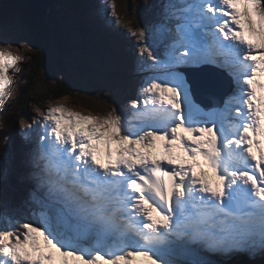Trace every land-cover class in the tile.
<instances>
[{"label":"snow or ice","instance_id":"snow-or-ice-1","mask_svg":"<svg viewBox=\"0 0 264 264\" xmlns=\"http://www.w3.org/2000/svg\"><path fill=\"white\" fill-rule=\"evenodd\" d=\"M109 7L140 41L139 66L151 73L142 99L87 115L57 103L21 130H42L31 156L35 218L0 212V264H232L264 254V0H171L156 26L162 51ZM23 60L0 46V111ZM201 63L231 78L207 110L176 71Z\"/></svg>","mask_w":264,"mask_h":264},{"label":"rangeland","instance_id":"rangeland-1","mask_svg":"<svg viewBox=\"0 0 264 264\" xmlns=\"http://www.w3.org/2000/svg\"><path fill=\"white\" fill-rule=\"evenodd\" d=\"M81 2V13L80 11H70L67 3H59L55 8L58 10L56 14L59 31L56 33V39H58L57 46L60 52L58 50L53 51V47L52 51L55 60H57L59 53L61 54L64 64L70 66V71L74 73L72 74L73 78H77L79 75L77 66L88 67L90 72L87 76L91 78L93 83H97L99 90H93L90 85H86L81 80L79 81L81 87L76 94L72 96L65 95L52 100L50 96L57 84L54 77L58 75V78L60 77V72L55 65L57 62H53L48 66V73L36 74L37 78L31 87V97L28 103L29 117L18 119L13 136L12 144H14V147H10L3 155L5 170L1 175L2 181L0 183V212L6 214V219L10 216L24 222L35 218L30 198L33 187L32 171L29 170L28 176H24L29 179L30 187H28V190L22 189L24 190L22 191L23 194L13 197L10 189H7L6 172L8 168L12 163L15 167V159L19 157V150L35 137L34 133L40 134L42 131L37 128L33 136L30 137V134L26 135L21 131L23 128L32 124L36 116L41 115L40 117H42L47 108L57 103L87 115L89 113L103 114L113 107L119 108L127 105L132 98L142 99V97H139V89L147 76L151 75L139 66L138 45L140 41L132 37L123 26H117L109 16L111 11L109 3L112 0H81ZM114 2L118 13L126 14L132 18L135 24L147 30V43L149 46L162 51L159 38L163 36L156 31V26L163 20L165 9L171 0H114ZM79 22L91 32H94L95 36L99 35L101 38L95 37L93 42L82 43L80 28L77 26ZM15 23L20 29L23 28L24 21L19 12L13 18L4 17L0 14V46L11 49L14 55L24 57V60L18 64L20 71L10 72L12 83L8 88V91H10L9 98L16 89L18 82L24 78L23 70L29 67L33 54L32 46L28 40L17 41L20 39L19 36L13 39L6 34L7 30H10ZM182 67L184 65L177 67L176 71L178 73L181 71V74H183ZM108 75H112L113 78ZM41 98H44L43 101L38 103L37 100ZM2 115L0 114V122ZM10 139L12 140V138ZM6 141L8 144L11 143L9 137L6 138ZM33 149L34 146L31 144L30 153L33 152ZM24 177L23 181H25ZM211 258L216 259L215 257ZM241 258L243 261H247L248 264L264 263V254L261 253ZM233 261L237 260L234 258Z\"/></svg>","mask_w":264,"mask_h":264},{"label":"trees","instance_id":"trees-1","mask_svg":"<svg viewBox=\"0 0 264 264\" xmlns=\"http://www.w3.org/2000/svg\"><path fill=\"white\" fill-rule=\"evenodd\" d=\"M57 2L58 4L67 3L68 7H70V11H80L81 13V0H57ZM0 11L4 17L9 18H13L17 12L22 15V19L24 21L23 28L20 29L15 23L10 28V30H7L6 34L13 39H16L19 36L20 39L17 41L28 40L33 49L29 67L23 70L24 78L17 84L15 98L0 122L1 183V175L5 170V161L3 160V155L10 149V147H14V144L12 143L18 119H27L29 117L28 103L31 97V87L37 78L36 74L48 73V66L53 62H57L55 65L60 72V77L58 78L59 75L54 77L57 80V84L50 96L52 100L58 99L65 95L72 96L76 94L81 87V83H79L81 80H83L86 85H90L93 90H99V87L97 86V83H93L91 78L87 76V74L90 72L88 67L84 68L81 65L77 66L79 75L77 78H73L72 74L74 73L70 71V66L64 64L61 54L59 53L58 58H56L57 60L54 59L53 51H59L57 46L58 39H56V33L59 31L56 14V11H58L57 9L51 10L47 14L46 18L41 19L30 13L21 1L0 0ZM77 26L80 28V37L82 43L93 42L95 37L99 39L101 38V36H95L93 34L94 32H91L87 27L81 25V22H79ZM108 76L111 78L112 75ZM43 99L44 98H41L37 100V102L41 103ZM7 137H9V141L11 142L10 144H8L6 141ZM10 138H12V140ZM31 144L33 145L32 141L30 140V142H28L25 147L19 150V157L15 159V167L12 163L6 172L8 180L7 189H10L13 197H15V195L23 194L22 191L24 190L22 189L28 190V187H30L29 179L25 178L24 176H28V173H30L29 170L32 171V153H30ZM23 177L25 181H23ZM232 264L248 263L247 261H243L241 258L237 261H233Z\"/></svg>","mask_w":264,"mask_h":264},{"label":"water","instance_id":"water-1","mask_svg":"<svg viewBox=\"0 0 264 264\" xmlns=\"http://www.w3.org/2000/svg\"><path fill=\"white\" fill-rule=\"evenodd\" d=\"M18 1H21L23 5L25 6V8L30 13L36 15L37 17L41 19L46 18L50 10L57 8V5H58L57 0H18ZM0 14H2L1 11H0ZM2 16L4 15L2 14ZM184 73L186 74V77H187L186 79L190 85V92H191L192 98L197 104L201 105L204 109H208L218 104L219 101L218 102L217 101L207 102L204 99H202L201 98L202 86L201 85L198 86L194 82L191 76L190 70L184 69Z\"/></svg>","mask_w":264,"mask_h":264},{"label":"bare ground","instance_id":"bare-ground-1","mask_svg":"<svg viewBox=\"0 0 264 264\" xmlns=\"http://www.w3.org/2000/svg\"><path fill=\"white\" fill-rule=\"evenodd\" d=\"M87 2V1H86ZM161 11H162V9H161ZM171 26V25H170ZM114 29V28H113ZM162 39H164V37H162V38H159V44H161V40ZM158 40V39H157ZM201 64H205V63H201ZM201 64H192V66H200ZM206 65V64H205ZM181 66V65H180ZM213 66V65H212ZM179 67V66H178ZM214 67V66H213ZM10 72H13V71H9V76H10ZM179 74H180V76L182 77V79L185 81V83L189 86V91H190V85H189V83H188V81L186 82V80H185V77H184V75L183 74H181V71H179ZM225 76H227L225 73H223ZM222 78H223V76H222V74L220 75ZM197 82V81H196ZM195 82V83H196ZM197 84V83H196ZM198 85V84H197ZM10 92V91H9ZM190 94H191V92H190ZM191 98H192V95H191ZM192 101H193V103H195L196 105H198L199 106V104H197L194 100H193V98H192ZM207 110V109H206ZM41 115H38V116H36V118L35 119H39V118H42V117H40ZM33 133L34 132H32L30 135V137H32L33 136ZM210 180L212 181V177L210 178ZM213 182V181H212ZM213 184H214V182H213ZM236 260H239V259H241V257H236L235 258Z\"/></svg>","mask_w":264,"mask_h":264}]
</instances>
